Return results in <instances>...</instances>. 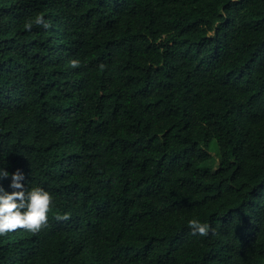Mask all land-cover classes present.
<instances>
[{"label":"trees","instance_id":"16d2710c","mask_svg":"<svg viewBox=\"0 0 264 264\" xmlns=\"http://www.w3.org/2000/svg\"><path fill=\"white\" fill-rule=\"evenodd\" d=\"M0 168V264H264V0H0Z\"/></svg>","mask_w":264,"mask_h":264},{"label":"clouds","instance_id":"9594fccd","mask_svg":"<svg viewBox=\"0 0 264 264\" xmlns=\"http://www.w3.org/2000/svg\"><path fill=\"white\" fill-rule=\"evenodd\" d=\"M33 26L49 29L52 25L50 21H46L42 16L35 17L34 21H28L24 27L25 30L31 31ZM72 68L80 66L79 60L70 61ZM100 69L103 70L105 65L101 64ZM9 173L0 168V178H8ZM24 174L20 170H16L11 174V182L9 187L11 192L5 191L0 187V236L16 231L17 229H25L32 234H37L42 228L47 226L48 211L52 204L51 195L42 188H34L28 191L24 184ZM59 220H68V214L57 215ZM189 228L192 235L206 237L211 232L215 234V229L208 223H201L198 220L189 221Z\"/></svg>","mask_w":264,"mask_h":264}]
</instances>
